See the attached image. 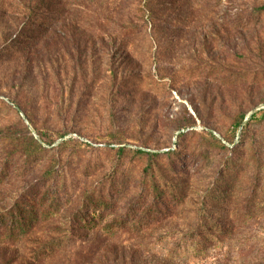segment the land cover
Masks as SVG:
<instances>
[{"label": "rangeland", "instance_id": "374dc122", "mask_svg": "<svg viewBox=\"0 0 264 264\" xmlns=\"http://www.w3.org/2000/svg\"><path fill=\"white\" fill-rule=\"evenodd\" d=\"M154 182L184 197L169 219L72 223L96 193L115 202L101 227L138 220ZM26 206L55 213L1 239L0 264H264V0H0V223ZM214 220L232 231L176 253Z\"/></svg>", "mask_w": 264, "mask_h": 264}, {"label": "trees", "instance_id": "16d2710c", "mask_svg": "<svg viewBox=\"0 0 264 264\" xmlns=\"http://www.w3.org/2000/svg\"><path fill=\"white\" fill-rule=\"evenodd\" d=\"M50 20L51 19L42 15L36 18L34 23V18H31L29 27H34L36 32L41 33L50 23ZM222 147L225 148V146ZM223 167L224 170L221 178L224 179L229 186L230 183L237 179L238 174L241 171L240 164H237L236 160L228 158L224 160ZM166 187L167 186L165 185H159L157 182H154L151 185V202L148 205V209L143 213L142 218H139L138 220H134L135 218L131 219V217H134V214L133 212H130L123 218L111 221L101 227V225L107 221L108 216L106 215V212L115 207V202L110 195L103 196L101 193H96L95 195H90L82 200L80 208L72 218V223H76L77 226L84 231L95 232L96 235L105 234L109 237H115L126 228L128 225L127 221L130 220V230L132 229L138 232L143 229V227L148 228L149 225L169 219L172 214L167 210L168 205L176 208L177 206L183 205L184 197L179 190H168ZM166 190L170 192V195ZM223 194L224 192L221 190V187L217 185L214 186L205 198L206 204L209 202L210 204L212 203L213 206L217 204L222 206L224 204L226 205L225 202L228 200L223 197ZM167 195L172 199L168 200L166 197ZM19 209H15V212H11L3 219V222L0 223V240L4 239V241L17 245L22 241L24 236H28L33 232L35 226L39 222H48L52 219V216L55 213L52 206L45 208L42 212L41 210L30 206H26L24 209ZM245 216L249 219L253 217L250 214H246ZM207 224V222L202 223L199 221L198 228L193 229L189 234L184 236L185 238L190 237L189 240L191 241V244H180L179 246L183 247H181V250H176V253H178V255L185 253L188 246L192 247L193 250L206 251L210 246V243H213L215 239L217 240L218 235H224L223 237H225L232 231L230 229H225L223 225H218L216 220L212 222L211 228L207 227ZM63 245L64 244L61 241H54L51 244H48L44 250H42V252H45V258H52V255L56 253L58 249L62 248Z\"/></svg>", "mask_w": 264, "mask_h": 264}]
</instances>
